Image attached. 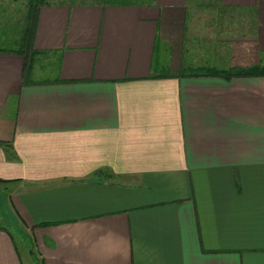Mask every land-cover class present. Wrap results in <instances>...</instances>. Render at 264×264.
I'll list each match as a JSON object with an SVG mask.
<instances>
[{
	"label": "crops",
	"instance_id": "crops-1",
	"mask_svg": "<svg viewBox=\"0 0 264 264\" xmlns=\"http://www.w3.org/2000/svg\"><path fill=\"white\" fill-rule=\"evenodd\" d=\"M63 4L39 7L27 76L0 52L15 232L42 264H264V75H242L264 0ZM1 206L0 264H23Z\"/></svg>",
	"mask_w": 264,
	"mask_h": 264
},
{
	"label": "rangeland",
	"instance_id": "rangeland-1",
	"mask_svg": "<svg viewBox=\"0 0 264 264\" xmlns=\"http://www.w3.org/2000/svg\"><path fill=\"white\" fill-rule=\"evenodd\" d=\"M91 1V0H86ZM130 3H137V4H143L147 0H129ZM29 0H0V48H3L5 50H11L15 51L18 49V46L14 43L16 32L18 31V26L24 22V19L26 17V13L29 7ZM70 3L69 0H48V3L56 4V3ZM127 3V2H126ZM38 65L40 67V72L46 73L49 68H46V63L44 60H39ZM4 184V183H2ZM2 185H0V188ZM1 210L3 214L5 213V217L7 218V226L6 228L12 233L14 241L16 246L18 247V252L20 254V257L22 259L23 264H34V262H31V256L25 255V253H28V239L29 236L24 234H21L22 232V226L20 227V231L18 230V233L14 230V219L13 216L11 217L8 215V212L4 211V204L3 202L0 203ZM25 245V249L22 248ZM26 250V251H25ZM34 256L39 257L37 253L34 252Z\"/></svg>",
	"mask_w": 264,
	"mask_h": 264
},
{
	"label": "trees",
	"instance_id": "trees-1",
	"mask_svg": "<svg viewBox=\"0 0 264 264\" xmlns=\"http://www.w3.org/2000/svg\"><path fill=\"white\" fill-rule=\"evenodd\" d=\"M70 4L67 5H90V6H128V5H141V4H132L129 0H69ZM148 1V0H147ZM127 2V3H126ZM29 7L26 13V17L24 19V22L18 26V31L16 32L15 37V44L18 46V49L15 51L11 50H5L3 48H0V52L6 51V52H13L17 54H21L25 57L26 63L24 67V75L27 76L29 74L31 64H32V56H34V52L31 50V42L35 27V19L36 14L40 6L49 4L48 0H29ZM64 2H60L59 4H63ZM64 5V4H63ZM242 75H264V68L259 69L257 73H250V74H242ZM6 183L0 180V184ZM25 244V243H24ZM28 250L29 255L33 256L35 262L34 264H42V260L36 259V256H34L33 248L34 244L31 239H28ZM26 245V244H25Z\"/></svg>",
	"mask_w": 264,
	"mask_h": 264
}]
</instances>
